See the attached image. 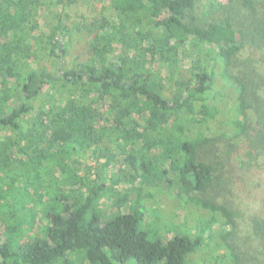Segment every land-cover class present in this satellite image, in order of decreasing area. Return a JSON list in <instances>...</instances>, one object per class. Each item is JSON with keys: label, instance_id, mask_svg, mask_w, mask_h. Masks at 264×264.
<instances>
[{"label": "trees", "instance_id": "16d2710c", "mask_svg": "<svg viewBox=\"0 0 264 264\" xmlns=\"http://www.w3.org/2000/svg\"><path fill=\"white\" fill-rule=\"evenodd\" d=\"M81 2L0 0V264H264V0Z\"/></svg>", "mask_w": 264, "mask_h": 264}, {"label": "rangeland", "instance_id": "374dc122", "mask_svg": "<svg viewBox=\"0 0 264 264\" xmlns=\"http://www.w3.org/2000/svg\"><path fill=\"white\" fill-rule=\"evenodd\" d=\"M80 1V2H79ZM76 0V3H69L68 5H69V7H72V8H74V13H75V11H77V12H84V13H86V14H88V12L87 11H91V7L90 6H87V7H85V6H83V4H82V2H81V0ZM90 5V4H89ZM92 12V11H91ZM77 16V15H76ZM118 155H121V153H119ZM2 199V198H1ZM0 203H4L3 202V200H2V202H0ZM162 207L163 208H169V207H171L170 206V200L168 201V202H164V204L162 205ZM181 212H183V210L182 209H179L178 211H177V214H178V217H180L181 216Z\"/></svg>", "mask_w": 264, "mask_h": 264}]
</instances>
